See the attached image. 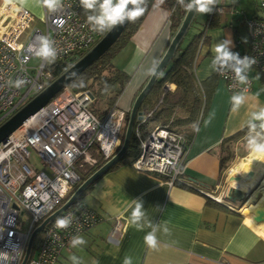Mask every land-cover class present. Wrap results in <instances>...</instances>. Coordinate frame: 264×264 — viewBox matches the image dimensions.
<instances>
[{
	"label": "built area",
	"instance_id": "built-area-1",
	"mask_svg": "<svg viewBox=\"0 0 264 264\" xmlns=\"http://www.w3.org/2000/svg\"><path fill=\"white\" fill-rule=\"evenodd\" d=\"M62 3L63 8L57 12L44 8L40 18L44 29L32 24L35 18L27 8L13 0L0 3V122L56 78L50 65L42 68L40 60L30 64V57L22 62L28 44L37 35L54 41L56 61L85 53L100 38V33L92 31L82 16L79 0ZM257 7L262 15L249 17L244 16L243 10L229 8L230 13L243 15L248 34L247 42L235 40L232 50L256 60L247 85L237 86L230 72L221 75L215 71L231 94L242 88L249 91L255 79L261 78L264 83V0H257ZM213 11L220 14L225 9L218 3ZM18 77L27 81L19 89L8 83ZM171 90V82H163L159 98L140 120L158 110L163 96ZM92 101L89 89L76 92L65 86L0 142V251L18 246V252L13 253L16 259H10L9 264L20 263L29 233L64 202L82 181V175L118 149L125 112L116 107L98 118L89 110ZM136 135L139 153L131 162L136 170L157 174L169 185L177 182L192 186L183 177L188 143L181 132L169 124H155L144 137L137 131ZM31 152H35L37 160L32 159ZM67 216H71V225L67 229L56 228L57 218ZM100 219L94 210L75 200L35 235L26 264H54L70 245L72 236L83 233ZM21 221L24 230L18 227ZM122 227L121 218L116 217L107 241L117 242Z\"/></svg>",
	"mask_w": 264,
	"mask_h": 264
},
{
	"label": "crops",
	"instance_id": "crops-1",
	"mask_svg": "<svg viewBox=\"0 0 264 264\" xmlns=\"http://www.w3.org/2000/svg\"><path fill=\"white\" fill-rule=\"evenodd\" d=\"M13 1L27 8L34 18L40 19L44 13L45 7L37 0ZM250 2V11L247 9L250 3H245L244 8L249 16L262 15L257 0ZM224 9L218 14L219 25L206 30L195 58L194 78L204 97L201 115L194 126L193 123L181 124L183 130H190L183 177L192 186L177 182L169 185L157 174L136 170L129 157L123 158L89 184L80 198L101 217L79 234L87 244L64 248L54 264H72L71 255L78 256L82 264H123L126 255L132 257L133 264H264V221L261 220L260 225V220L251 221L238 209L241 203L223 198L231 186L229 183L224 193L217 195L221 201L210 196L218 186L225 154L229 151L231 155L227 164L233 157L239 159L249 152L245 141L247 130L234 139L231 136L245 128L251 111L264 106V83L255 79L259 84L253 81L246 92L245 105L233 112L232 94L210 68L214 45L226 38L234 43L232 27L237 29V26L233 24V16L237 15L235 20L241 18L237 13H230L229 8ZM169 15L162 0H155L137 30L112 58L118 59L116 67L131 76L117 101V108L124 112L129 110L174 33ZM161 89L162 85L160 93ZM171 89L163 96L164 102L176 99L173 82ZM160 93L157 98L149 97L143 107L151 108ZM165 121L161 116L151 121L149 128L168 122ZM259 184L257 181L254 188ZM135 199L143 201L147 220L159 228V244L155 249L144 243L150 229L138 231L130 224ZM116 217L122 220V232L117 242H109L107 234ZM165 226L169 228L168 234L163 233Z\"/></svg>",
	"mask_w": 264,
	"mask_h": 264
},
{
	"label": "trees",
	"instance_id": "trees-1",
	"mask_svg": "<svg viewBox=\"0 0 264 264\" xmlns=\"http://www.w3.org/2000/svg\"><path fill=\"white\" fill-rule=\"evenodd\" d=\"M154 1L155 0H146L144 14L139 17L135 22H128L120 36L108 48V50L103 53L96 61H94L87 68H85L68 85L69 88L76 92L84 89H89L93 95V101L96 99L103 100L106 106L105 115L112 109L117 107L118 99L120 98L126 86L131 80V76L124 72L122 69L114 66V64H112L111 62V59L125 45V43L129 40L132 34L137 30ZM162 2L169 9L170 27L175 31L184 14L185 8L178 3V0H162ZM81 14L84 18H87V15L89 13L88 11L82 8ZM219 23L220 22L218 18V13L216 11L207 13L205 22L203 23L201 30L198 33H195L190 36L186 44L183 46L182 42L185 36L188 34L189 29L187 30L171 60L161 71L152 88L149 90V92L143 99L139 110L143 113L149 110L150 107H143L144 103L149 97H158L160 93V87L165 81L173 82L176 84V99L172 102H164L163 100L162 106H160L158 110L151 113L145 120L134 121L126 153L111 167L116 166L117 163L125 157H129L131 162L137 157L139 153V147L136 131L139 136L144 137L150 129V122L154 121L155 119L161 116L164 117L166 121H168H165L166 123L163 122L161 124H169L171 128L181 132L186 137L187 143L189 144L191 139L190 130H183L184 128L181 127V124L193 123L194 126V123L196 122L197 118L200 117L204 106V97L201 94L194 78L195 58L200 42L205 36L206 30L215 25H219ZM232 29L234 39L237 40V29L236 27H232ZM105 32H99V37H101ZM83 53L84 51L76 56H73L72 58H69L68 60L55 61V63L50 65L49 69L53 72L54 76L57 77L65 69H67L75 60H77ZM215 76H217L216 72ZM81 81H83V84H81ZM127 115L128 110L125 112L124 116L122 136L127 120ZM246 130L247 128L245 127L231 137L234 139ZM230 159L231 155L228 151V153L225 154V156L223 157V160H221L222 169L226 165L225 162L229 161ZM101 164H99L97 167H99ZM97 167L88 170L84 175H82L81 180H84L86 177H88ZM83 193L84 191L75 200L81 201L80 198ZM33 247L34 242L32 244L31 250L33 249Z\"/></svg>",
	"mask_w": 264,
	"mask_h": 264
},
{
	"label": "clouds",
	"instance_id": "clouds-1",
	"mask_svg": "<svg viewBox=\"0 0 264 264\" xmlns=\"http://www.w3.org/2000/svg\"><path fill=\"white\" fill-rule=\"evenodd\" d=\"M81 7L88 11L87 23L92 31L103 33L111 31L117 26H123L126 22H135L145 12L146 0H79ZM37 3L44 6L50 12H57L63 8L62 0H37ZM187 12L196 14L211 13L219 0H178ZM246 42V41H245ZM233 42L230 38L217 42L213 47L214 56L210 63L213 71L224 75L230 72L237 86L249 83V72L252 70L256 60L247 55L241 57L238 52L232 50ZM30 57H35L41 61V67L55 63L58 57V50L54 41L46 35H37L33 42L27 46V54L22 62H26ZM9 85L17 89L24 86L27 81L23 78L10 80ZM83 84V81H81ZM247 88L235 91L230 97L231 110L238 112L245 105L248 97ZM247 133L245 136L246 148L250 153L264 155V106L258 107L250 112L245 122ZM130 224L138 231L150 229L144 236V243L149 248L158 247L157 225L147 220L144 211L143 201L140 199L132 200ZM72 223L71 216L60 217L55 221L58 229H67ZM163 233L168 234L169 228L165 226ZM70 246L77 248L87 244L81 235H74L70 239ZM18 252V246H11L6 251H0V264H9L10 259H16L13 253ZM69 259L72 264H82L81 259L76 255H71ZM123 264H133L131 256L123 258Z\"/></svg>",
	"mask_w": 264,
	"mask_h": 264
},
{
	"label": "water",
	"instance_id": "water-1",
	"mask_svg": "<svg viewBox=\"0 0 264 264\" xmlns=\"http://www.w3.org/2000/svg\"><path fill=\"white\" fill-rule=\"evenodd\" d=\"M195 12L184 11V14L170 38L164 52L160 56L159 60L152 69L146 82L138 91L134 100L128 110L127 120L123 131V136L118 149L111 155L106 161H104L99 167H97L88 177L82 180L69 194V196L61 203L54 211L48 214L37 226H35L29 233L24 252L19 264H26V261L30 255L32 244L35 235L54 217H56L61 211L67 209L75 199L85 190V188L107 171L113 164L120 160L126 153L128 148L129 139L131 136L133 124L135 120H140L143 117V112L139 110V107L155 83L157 77L161 71L171 60L178 45L182 41L184 35L189 29ZM128 22L123 26H117L111 31H106L96 43L87 50L82 56L74 61L67 69H65L60 75H58L49 85H47L42 91L37 93L34 97L24 103L19 109H17L12 115L0 122V142H3L6 137L18 128L29 116L35 111L45 105L51 97H53L58 91L75 79L85 68L96 61L108 48L117 40ZM248 174H251L249 171ZM229 179L237 180L238 177L230 176ZM248 192L242 191L237 186H229L225 192L224 199L231 203H243L247 197ZM256 219H264V208L258 209L255 212Z\"/></svg>",
	"mask_w": 264,
	"mask_h": 264
},
{
	"label": "bare ground",
	"instance_id": "bare-ground-1",
	"mask_svg": "<svg viewBox=\"0 0 264 264\" xmlns=\"http://www.w3.org/2000/svg\"><path fill=\"white\" fill-rule=\"evenodd\" d=\"M251 174H248V172ZM261 174V175H260ZM237 176L238 179H229L230 176ZM227 182L231 186H237L242 191L248 192V199L240 207V211L251 221L260 220L259 225L264 219H256L255 212L258 209L264 208V155H256L247 152L244 156L228 169ZM259 181V186L254 188L256 182ZM218 201H221L219 196H214ZM263 220V221H261Z\"/></svg>",
	"mask_w": 264,
	"mask_h": 264
},
{
	"label": "rangeland",
	"instance_id": "rangeland-1",
	"mask_svg": "<svg viewBox=\"0 0 264 264\" xmlns=\"http://www.w3.org/2000/svg\"><path fill=\"white\" fill-rule=\"evenodd\" d=\"M245 3L246 4L250 3V5H249L250 7L247 6V9L250 11V8H252L250 0H219V4H222L225 8H230V6H233V4H234L236 6V8H242V9H238V10H243L244 11V16H249V11H247V9L244 10V8L246 7ZM206 14H199V13L196 14L195 13L193 22H192V24H191V26H190V28L188 30V34L185 36V38H184V40L182 42L183 46L186 44V42H187L188 38L190 37V35L192 36L193 34H195L198 31V29L200 28V26L205 22ZM235 16H237V15H235ZM235 16H233V18H234V23L233 24L237 26V36L236 37H237V39H239L242 42L246 43L247 40H248V34H247L246 26H245L244 21H243V17H242L243 15L238 20H235V18H236ZM32 24L44 29L43 23L37 17L35 18V20L33 21ZM242 47H243V44L240 45V48H242ZM38 61H39V59L33 57L31 59V61H30V64H35ZM111 62H112V64H114V66H116L115 64L118 62V59L117 58L115 60L111 59ZM254 84L257 85V84H259V82L257 80H255ZM89 110L95 117H98V118L103 117L105 115V110H106V106H105L104 101L103 100H98V99L94 100L91 103V105L89 106ZM31 157H32V159L37 160V156H36L35 152H31ZM237 159L233 157L232 160L223 167L221 175L219 177L218 186L215 189V191L212 193L214 196L221 195V193L226 189V187L228 185L227 184L228 182L226 180V176L228 174V169L236 161L239 160V159L238 160ZM248 197L249 196L247 195L246 198L248 199ZM246 198H245L243 204L246 202V200H247ZM243 204L241 203L240 206L238 207V209H240V207ZM25 216H26L25 214L23 216H21L20 220H22V218L25 217ZM22 222L23 221H21V224H19L18 227L20 229L24 230V226H23ZM35 241H36V238L34 240V244H35Z\"/></svg>",
	"mask_w": 264,
	"mask_h": 264
}]
</instances>
